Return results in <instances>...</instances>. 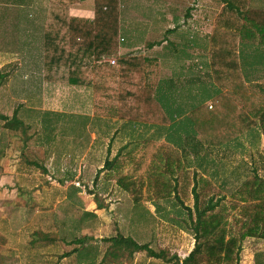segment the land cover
<instances>
[{
  "label": "rangeland",
  "instance_id": "obj_1",
  "mask_svg": "<svg viewBox=\"0 0 264 264\" xmlns=\"http://www.w3.org/2000/svg\"><path fill=\"white\" fill-rule=\"evenodd\" d=\"M212 17H207L210 22L204 16L205 28L213 24ZM38 37L33 35V44L20 49L13 31L0 32V73L4 74L0 79V116H15L24 127V131L20 126L10 129L4 125L7 119L0 117V264H80V257L89 264H106L100 263L109 245L103 238L116 233L154 250L163 249L168 256L185 255L193 243L185 207H192L191 174L196 169L177 168L174 176L182 189L170 195L146 189L152 153L136 168L133 163L132 173L130 165L113 175L95 173L85 164L88 155H83L82 140L67 136L82 135L81 113L94 109L93 98L89 100L80 92V104L74 96L79 88L61 80L55 81V87L41 77ZM204 54L207 62V47ZM97 145L95 142L92 148ZM247 149L243 153L230 150V157L223 154L217 161L205 162V169L197 172L210 178V193L220 192L217 197L225 203L227 226L235 231L246 218L243 205L248 203L241 200L239 184L251 168L264 177V144ZM165 166L164 161L163 172H167ZM119 176L141 179L137 202L147 196L150 200H142L148 201H144L148 206L134 203L132 194L116 183ZM77 239L81 242H75ZM74 247L78 250L60 257ZM110 264L168 263L138 250L132 257L118 255ZM239 264H264L263 238L241 240Z\"/></svg>",
  "mask_w": 264,
  "mask_h": 264
},
{
  "label": "trees",
  "instance_id": "obj_2",
  "mask_svg": "<svg viewBox=\"0 0 264 264\" xmlns=\"http://www.w3.org/2000/svg\"><path fill=\"white\" fill-rule=\"evenodd\" d=\"M74 1H52L50 20L45 22L42 31V78L91 87L94 113L101 108L108 117L159 125L172 120L175 115L164 106L151 81V71L146 70V56L136 53L116 58L113 63L103 60L117 51L118 0H94L92 18L68 15V5ZM220 2L206 54V65L217 92L210 108L206 104H196L190 110L195 136L205 148L222 147L244 131L254 129L258 117H261L259 127L264 133V80H249L240 60L241 43L255 44L258 38L257 44L264 48V8L251 7L248 0ZM3 77L0 73V79ZM0 117L7 119L3 115ZM4 125L10 129L20 126L24 131L22 121L15 116L7 119ZM113 160H105L103 168L109 167ZM164 161L167 172L161 170ZM177 168H184L179 150L171 144L160 143L147 167L146 189L164 195L182 189L174 176ZM134 178L119 176L116 183L132 194L133 201H138V186L143 182ZM192 180V207L185 208L193 245L186 255L168 256L163 249L154 250L145 243L116 233L103 238L109 245L100 262L114 263L118 255L132 257L135 251L142 250L149 257L168 264H239L241 240L247 236L264 239V177H259L252 169L237 188L241 200L248 201L243 205L246 218L239 231L227 226L225 203L217 197L219 191L209 192L210 178L194 173ZM76 250L78 248L74 247L60 257Z\"/></svg>",
  "mask_w": 264,
  "mask_h": 264
},
{
  "label": "crops",
  "instance_id": "obj_3",
  "mask_svg": "<svg viewBox=\"0 0 264 264\" xmlns=\"http://www.w3.org/2000/svg\"><path fill=\"white\" fill-rule=\"evenodd\" d=\"M52 1L0 0V32L13 31L15 44L17 42L16 46L20 49L33 44V35H39V42L42 43V31L45 22L50 20ZM248 4L254 8H264V0H248ZM220 7V0H118V47L116 53L104 57L103 60L108 61L111 56L115 60L136 53L146 56V70L151 71L155 90L167 110L175 116L168 123L159 125L108 117L101 108L98 109L99 113H94L93 108L82 112V135L67 136L73 140H82L83 155H88L85 164L94 168L95 173L113 175L123 171V168L126 170L128 165L132 173V164L134 163V168L139 166L141 159H148L150 153L155 152L152 151L154 146L160 143L175 146L180 152L184 168L193 167L197 170L196 173L199 172L198 168L205 169V162L214 159L217 161L223 154L230 157V150L233 153H243L247 148L250 151L253 145L258 144L261 147L264 144V133L259 127L261 117L256 119L257 125L254 129L244 131L222 147L205 148L195 136L190 110L196 104H206L210 108L212 98L217 92L204 54L212 23L205 28L204 16H215ZM68 15L92 18L94 0H76L70 3ZM210 19L207 18V21L211 22ZM257 39L255 38V44L249 41L241 43L240 60L249 80L262 81L264 48L257 44ZM2 44L7 45L4 40ZM40 64L42 77L41 61ZM48 82L57 87L55 81ZM64 84L79 88L74 96L80 104L83 101L80 92L91 100V87ZM92 127L97 129L91 131ZM95 142L98 145L92 148ZM147 159L145 162H148ZM105 160L113 162L109 167L103 168ZM193 174L192 172L191 177ZM200 174L204 175L202 171ZM142 199L150 200L147 196ZM142 199L134 203L145 207L148 201ZM136 221L138 223V219ZM80 259V264L88 262L83 257Z\"/></svg>",
  "mask_w": 264,
  "mask_h": 264
},
{
  "label": "built area",
  "instance_id": "obj_4",
  "mask_svg": "<svg viewBox=\"0 0 264 264\" xmlns=\"http://www.w3.org/2000/svg\"><path fill=\"white\" fill-rule=\"evenodd\" d=\"M108 60L111 62V63H113L114 62V58L111 56V57H109L108 58Z\"/></svg>",
  "mask_w": 264,
  "mask_h": 264
}]
</instances>
